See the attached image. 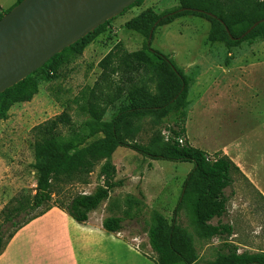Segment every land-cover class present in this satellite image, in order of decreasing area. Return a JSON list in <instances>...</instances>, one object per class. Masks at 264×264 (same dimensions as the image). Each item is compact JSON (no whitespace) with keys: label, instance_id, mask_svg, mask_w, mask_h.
Masks as SVG:
<instances>
[{"label":"rangeland","instance_id":"1","mask_svg":"<svg viewBox=\"0 0 264 264\" xmlns=\"http://www.w3.org/2000/svg\"><path fill=\"white\" fill-rule=\"evenodd\" d=\"M15 3L16 0H0V14H5ZM178 5L179 0H140L109 20L80 56L73 57L58 68L57 77L49 79L44 71H38L33 76L37 94L29 102L14 103L7 110L6 119L0 118V224L8 210L25 204L34 194L37 171L43 163L33 156L32 146L41 138L38 126L61 113L68 114L75 124L89 120L87 102L91 86L100 74L98 62L116 46L128 52L142 47L144 38L139 32L130 30L127 23L147 9L161 13ZM209 28V23L204 19L181 17L169 25L158 27L150 46L172 59L188 79L186 135L195 148L204 150L213 158L221 154V151H216L219 143L232 139L238 130H243L245 126L258 128L264 124V94H258L252 100L249 90L244 87L246 82L258 84L253 77L257 79L264 74L263 68L252 70L248 66L251 61L264 62V47L262 43H242L229 49L223 42L210 43L207 38ZM241 66L243 70L239 72ZM250 71H256L255 76ZM235 76L240 77L244 84L238 102L230 97L233 91L230 83ZM105 86L100 87L96 101L105 110L104 121H110L121 107L149 104L158 97L154 80L149 81L138 96L129 98L124 95L114 102L111 90ZM160 122L153 125L150 119H145L141 123L137 142L152 151H166L168 133L165 127L171 124V120L168 116ZM58 131L63 134L68 132L66 127ZM91 148L94 150L85 154V158L92 163L90 171L59 176L51 185L52 203L65 207L71 198L92 193L106 179L120 181L122 185L114 188L93 216H129L123 222V230H120L123 238H114L110 244L100 243L105 255L95 264H156V254L148 245L145 230L151 225L170 224L192 164L151 160L128 148L116 147L107 136L96 138ZM106 162L114 171L110 169L106 173L108 177L102 175ZM232 176L234 183L225 189L228 197L244 191L235 184V181L239 182L235 172ZM249 194L254 197L252 193ZM257 204L262 208L253 202L248 207L258 214V222L264 228V204L260 201ZM24 219L25 215L21 214L17 221ZM228 220L226 212L220 221L228 224ZM216 222L217 218L210 221L211 224ZM176 223L195 250V264L213 262L224 242L217 238L204 242L203 232L191 224L186 204L180 207ZM13 230L8 225L2 227L4 243H7L8 235ZM229 239L227 244L238 253L237 246L231 244Z\"/></svg>","mask_w":264,"mask_h":264},{"label":"trees","instance_id":"2","mask_svg":"<svg viewBox=\"0 0 264 264\" xmlns=\"http://www.w3.org/2000/svg\"><path fill=\"white\" fill-rule=\"evenodd\" d=\"M21 1L16 0L6 12ZM132 6L133 4L128 8ZM2 15L0 14V18ZM185 16L198 17L209 23L207 38L210 43L223 42L229 49L242 43H262L264 47V21L247 32L253 22L264 19V0H179L178 6L167 11L156 13L147 9L133 17L127 27L142 35V47L140 50L128 52L116 46L98 62L100 74L91 86L87 102L90 119L75 124L68 114L61 113L38 126L41 138L32 146L33 156L43 163L37 171L34 194L25 204L7 211L0 224V254L6 244L3 242L4 225L14 229L8 235L9 240L22 225L43 215L52 207L60 209L75 222L83 223L87 221L89 213L107 200L114 188L122 185L120 181L106 179L92 193L78 194L71 198L65 207L52 203V182L61 175L70 176L78 171L89 172L92 163L85 158V154L94 150L91 145L96 138L107 136L116 147L128 148L151 160L186 162L193 166L183 182L170 224L151 225L145 230L148 245L156 254V264H195L197 260L195 250L176 223L177 213L183 204L187 205L191 224L203 232L204 240L218 238L224 242L215 260L204 264H264V252L237 254L235 248L227 244L232 228L220 219L227 212L229 197L225 189L233 184L232 174L238 172V169L227 156L216 154L211 158L203 150L188 143L184 124L189 103V81L172 59L150 46L158 27L169 25L175 19ZM107 23L108 21L98 26L84 38L53 56L24 80L2 92L0 118L6 119V112L14 103L29 102L37 94L38 88L33 76L38 71H44L49 79L57 77L58 68L73 57L80 56L86 45L93 41L94 36ZM151 80H154V90L158 95L156 100L149 104L121 107L110 121L103 120L105 110L96 104L100 87L106 85L105 88L111 90L114 102L124 95L129 98L138 96ZM168 116L171 124L165 127L168 133L166 151H152L137 142L141 123L145 119L158 125L162 118ZM64 127L68 131L66 134L58 131ZM107 164L108 162L102 168L104 177H108L106 173L110 169L113 171ZM21 214L25 215V219L19 222L17 219ZM126 217L129 216L105 217L102 227L108 233L120 232ZM214 218H217V222L211 224L210 221Z\"/></svg>","mask_w":264,"mask_h":264},{"label":"crops","instance_id":"3","mask_svg":"<svg viewBox=\"0 0 264 264\" xmlns=\"http://www.w3.org/2000/svg\"><path fill=\"white\" fill-rule=\"evenodd\" d=\"M251 62L248 66L252 70L264 69V62ZM242 68L241 66L238 71L242 72ZM250 73L255 76L256 71ZM260 76L257 79L253 77L258 84L246 82V86L241 83L240 77L232 78L231 100L238 102L243 93L242 85L249 90L252 100L258 94L263 95L264 74ZM186 122L187 116L184 124L185 135ZM186 139L193 146L187 135ZM216 151H221L237 167L238 172L235 174L239 182L235 181V184L244 190L235 192L228 199V224L232 228L229 242L237 246V254L264 252L263 224L258 222V214L254 209L248 207L250 202L258 205L257 201H260L264 204V124L258 128L245 126L232 139L223 144L219 143ZM94 213L95 211L88 214L87 221L77 223L60 209L52 207L14 233L0 254V264H95L97 259L105 255L100 249V243L110 244L114 238L121 239L123 235L121 231L106 232L102 227L105 218H95Z\"/></svg>","mask_w":264,"mask_h":264},{"label":"water","instance_id":"4","mask_svg":"<svg viewBox=\"0 0 264 264\" xmlns=\"http://www.w3.org/2000/svg\"><path fill=\"white\" fill-rule=\"evenodd\" d=\"M136 1L22 0L0 18V94Z\"/></svg>","mask_w":264,"mask_h":264},{"label":"built area","instance_id":"5","mask_svg":"<svg viewBox=\"0 0 264 264\" xmlns=\"http://www.w3.org/2000/svg\"><path fill=\"white\" fill-rule=\"evenodd\" d=\"M181 142V141H180ZM134 242L138 243L139 241L137 239H133Z\"/></svg>","mask_w":264,"mask_h":264}]
</instances>
